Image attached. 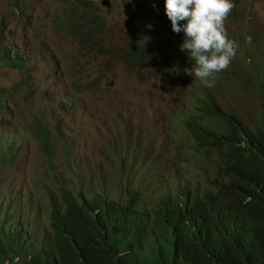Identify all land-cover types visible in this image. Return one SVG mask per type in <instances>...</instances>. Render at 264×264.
Wrapping results in <instances>:
<instances>
[{
  "label": "rangeland",
  "instance_id": "obj_1",
  "mask_svg": "<svg viewBox=\"0 0 264 264\" xmlns=\"http://www.w3.org/2000/svg\"><path fill=\"white\" fill-rule=\"evenodd\" d=\"M149 1L165 5V0ZM93 3L104 23L97 35L82 40L71 31L80 18L67 0H0V53L8 48L23 54L27 67L20 72L0 59V90L24 79L30 86L28 95L22 92L10 103L11 113L0 115V203L9 207L10 221L38 239L50 232L49 180L32 132L35 116L53 129L64 124L58 163L74 191L123 200L128 189L139 190L150 202L194 180L196 153L182 118L200 84L194 85L178 62L169 73L162 69L153 75L119 54L133 41L156 52L174 38L172 30L142 21L133 0ZM241 19L250 21L256 34L242 31ZM225 27L239 48L210 90L219 104L255 128L260 99L243 69L250 71L258 59L264 72V0H242Z\"/></svg>",
  "mask_w": 264,
  "mask_h": 264
},
{
  "label": "trees",
  "instance_id": "obj_2",
  "mask_svg": "<svg viewBox=\"0 0 264 264\" xmlns=\"http://www.w3.org/2000/svg\"><path fill=\"white\" fill-rule=\"evenodd\" d=\"M67 1L78 9L72 15L80 18L72 22L71 31L82 40L97 35L104 21L94 12L93 0ZM241 1L233 0L234 11ZM133 2L142 21L172 30L164 4ZM241 22L242 31L255 33L250 21ZM0 29L3 32V23ZM173 35L156 52L133 41L119 54L140 72L146 67L153 75L162 69L169 73L177 62L191 68L187 52L180 51L184 33ZM0 59L20 72L27 68L25 56L15 50L2 49ZM259 61L250 71L243 69L260 99L255 128L219 104L213 90L193 77L200 86H194L199 89L192 93L182 124L195 149L197 177L193 173L192 182L150 202L139 190L128 189L123 200L105 192L74 191L58 163L64 124L53 129L44 117L35 116L32 132L49 180L50 232L40 239L23 232L10 221L9 207L0 203V264H264V72ZM29 91L25 79L0 90V115L11 113L10 103Z\"/></svg>",
  "mask_w": 264,
  "mask_h": 264
},
{
  "label": "clouds",
  "instance_id": "obj_3",
  "mask_svg": "<svg viewBox=\"0 0 264 264\" xmlns=\"http://www.w3.org/2000/svg\"><path fill=\"white\" fill-rule=\"evenodd\" d=\"M234 7L233 0H165L172 31L184 33L180 51L187 52L193 62L184 71L205 87H215L219 74L230 67L237 54L239 45L228 38L225 27ZM247 41L250 43L251 37Z\"/></svg>",
  "mask_w": 264,
  "mask_h": 264
},
{
  "label": "water",
  "instance_id": "obj_4",
  "mask_svg": "<svg viewBox=\"0 0 264 264\" xmlns=\"http://www.w3.org/2000/svg\"><path fill=\"white\" fill-rule=\"evenodd\" d=\"M105 4H106V2H105Z\"/></svg>",
  "mask_w": 264,
  "mask_h": 264
}]
</instances>
